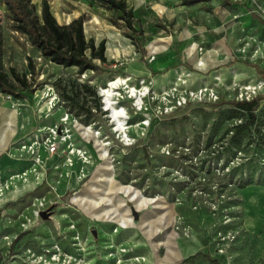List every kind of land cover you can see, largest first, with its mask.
<instances>
[{"label": "rangeland", "instance_id": "rangeland-1", "mask_svg": "<svg viewBox=\"0 0 264 264\" xmlns=\"http://www.w3.org/2000/svg\"><path fill=\"white\" fill-rule=\"evenodd\" d=\"M31 1L40 14L42 0ZM48 1L60 24L83 15L86 38L96 44L106 42L108 61L98 62L103 71L84 74L76 67L50 62L15 29L0 0L1 68L8 74L15 69L32 82L31 59L38 72L34 94L9 101L0 92V108L9 110L1 122L0 140L8 131L14 133L12 139L0 142V165L6 157L16 158L14 147L37 135L40 139L48 127L60 124L65 113L75 112L62 89L73 93L79 90L78 83L96 91L102 112L99 115V104L85 96L90 110L98 111L85 125L102 128L103 137L86 143L73 129V140L88 152L89 163L74 156L70 165L66 156L42 149L39 165L27 157L32 169L0 177V264H134L136 258L140 264H212L209 257L219 264H264V102L256 111V122L236 134L248 116L230 103L192 101L164 112L175 100H166L167 92L176 89L180 95L186 89H200L201 81L216 72L225 81L211 79L208 86L221 101L238 100L249 83L262 84L264 0H209L194 5L180 0H125L134 12L144 55L125 35L124 22L112 23L119 16L108 7L91 0ZM209 51L212 59L207 57ZM232 68L243 76L233 81ZM181 69L190 75L178 78L176 71ZM125 76L131 80L125 82ZM257 94H264V86ZM108 105L123 110L127 131L137 129L140 137L144 135L125 146L110 134L115 139L110 158L114 171L108 159L100 158L103 144L110 141L104 139L110 133L106 132ZM24 112L35 127L20 138L17 125ZM41 170L46 171L43 183L24 190L40 181L42 174L26 178ZM123 185L146 196L148 207L119 197ZM110 197L109 208L94 202ZM132 209L138 219L120 228L119 217L129 218ZM109 210L119 217L104 218ZM43 212L49 217L44 218ZM162 216L176 221L158 235L147 234L144 224L156 223ZM173 230L175 240L167 241ZM167 242H172L176 253L170 260ZM197 254L201 255L197 260L184 262Z\"/></svg>", "mask_w": 264, "mask_h": 264}, {"label": "trees", "instance_id": "trees-1", "mask_svg": "<svg viewBox=\"0 0 264 264\" xmlns=\"http://www.w3.org/2000/svg\"><path fill=\"white\" fill-rule=\"evenodd\" d=\"M2 1L10 14L15 29L27 37L28 41L41 53L42 57L64 68L76 67L80 74H84L88 71H103L99 63L104 65L108 61L106 56V42L102 40L99 44H96L93 39L86 38L83 15L73 19L69 23L60 24L52 12L48 0H42L40 14L37 13L36 5L32 3L31 0ZM91 1H97L114 11L119 17L117 20L112 19V23L115 26H120L119 20L123 21L127 28L125 35L133 40L134 45L143 55L146 53L145 46L139 40L141 33L137 31L134 26V12L128 7L125 0ZM180 1L184 5H194L209 0ZM224 1L227 3L231 2V0ZM253 66L259 71L256 65ZM29 69L33 77L32 82L29 81L27 75L20 74L15 69H11V73L8 74L0 66V92L11 94L17 99L26 98L27 94H34L36 91L34 82H36L38 72L31 59L29 60ZM259 73L263 76L261 71H259ZM78 85L79 90L75 88L73 93H70L64 87L62 89L63 98L71 107L76 109L75 112H73L76 115L87 114L91 116V107L87 106L86 97L90 96L95 100L94 103L98 102L96 91L87 84L80 86L78 83ZM82 88L84 91H82ZM80 95H82L81 100L79 99ZM263 102L264 94H259L250 101H221L220 99L217 104L230 103L237 110L247 114V122L245 125H239L237 127L236 134L243 130L248 123L254 124L256 122V111ZM200 257L201 255L197 254L184 262L190 263ZM208 260L212 264H219L217 259L209 257Z\"/></svg>", "mask_w": 264, "mask_h": 264}, {"label": "built area", "instance_id": "built-area-1", "mask_svg": "<svg viewBox=\"0 0 264 264\" xmlns=\"http://www.w3.org/2000/svg\"><path fill=\"white\" fill-rule=\"evenodd\" d=\"M201 50L202 49H200V51ZM262 86H264V81L262 82V84H250V85L244 86L242 91L240 92V97L238 98V100L239 101H244V100L250 101L251 99H253L254 97L258 95L257 92L262 88ZM178 93L179 92L175 89L165 94L166 100L170 101L168 97H173L175 99L172 106L165 107L164 109L165 113H168V114L172 113L175 109L179 107H183L192 101L201 102L204 100H208V101L218 102L220 100L219 96L216 94L214 89L210 88L209 86H203L197 90L186 89L184 92H181L180 95ZM4 96L9 101L13 99V95L11 94L4 93ZM96 103L99 104V108H100L99 115H100L102 112L101 104L99 102H96ZM114 111L112 113L115 117H116V114L118 115L124 114V113H118V112L115 113ZM122 111L123 110H121L120 112ZM97 113H98L97 109H93V108L91 110V116H88L87 114L75 115L73 114V112L72 113L67 112L64 114L63 117H61L60 124L47 128V131H46L47 133L45 136H42L39 139L37 135L34 137V139H31L29 143H27V141H24L17 146V150L23 155H27L29 158H32L34 160V165H39L42 149H44L45 152L51 155L60 154L61 156H66L68 158V162L70 163V165H74V160H73L74 156L79 157L85 163H89L90 157L88 156V152L83 150L82 148H79L75 144L73 140L74 135L72 132H73V129H75L78 132V135L80 136V138L84 140L86 143H90L93 141L95 142L97 135H98L97 133H99L98 126L91 125L90 123H88L87 125L85 124L89 118L98 116ZM151 119L152 117L147 118L146 122L150 123ZM106 132H110L109 134H112L114 138L116 137V135L112 131L108 130ZM116 140L119 141L118 138H116ZM113 146H114V143L112 146L108 148L107 152L105 153V156H103L102 158L104 159L111 158L112 156L111 150ZM23 175H26V173H24ZM133 192L134 191L131 189L130 191L126 190L125 192H120L119 194H121L125 199L129 200V202L133 203L135 202L134 198L136 197L135 193ZM39 206L40 207L44 206V203L42 202L39 203ZM134 220H135L134 216L131 212V216L127 218L126 220L122 219L121 221H119L118 226L120 228H126L127 222H131ZM133 263L140 264L141 261L139 258H136L134 259Z\"/></svg>", "mask_w": 264, "mask_h": 264}, {"label": "bare ground", "instance_id": "bare-ground-1", "mask_svg": "<svg viewBox=\"0 0 264 264\" xmlns=\"http://www.w3.org/2000/svg\"><path fill=\"white\" fill-rule=\"evenodd\" d=\"M229 71H230L231 78H232L233 81H236L237 79H239L240 77L243 76V74L239 73L235 68H232ZM176 73H177V77L178 78H182L186 74L187 75H190L187 72H185L184 69L178 70V71H176ZM95 79H97V78H95ZM211 79H213L215 81H219V82H224L225 81L224 77L222 76V73L221 72H216V73H214L211 76V78H208L206 80H202L201 83L204 84V86H208L209 85V81ZM129 80H131V77L130 76H125L124 77V81L125 82H127ZM249 84H251V83H249ZM99 96L100 97H103L101 94H99ZM107 109H108V114L106 115V117L108 118V124L110 126L109 127V130L112 131L116 135L115 139L118 138L119 141L121 143H123L125 146H130V145L135 144L139 139H141L144 136L143 135V136L140 137L139 136V133L137 132V129H131L130 131H127L126 130L127 120L126 119H123V115L122 114H120V115L116 114V117L113 115L112 112L114 110H115L114 111L115 113L116 112L121 113L120 111L122 109L117 110L116 108H112L109 105L107 106ZM145 124H147L146 121H145ZM100 129H102V128H99V133H97L98 134L97 135V138L103 137L102 132H100ZM104 139L105 140L110 139V141H108V142H106V143L103 144L104 146L100 150V151H102V153L100 152L101 158L103 156H105V153L107 152L108 148L110 146H112L113 143H115L114 142V138L112 136H110V134H107ZM102 159H104V158H102ZM106 162L110 165L109 166L110 171L111 170L114 171V166L112 165V160L111 159H108ZM131 189L134 191L133 193H135V195H136V197L134 198V201L136 202L137 207L147 206L150 203L149 200H148V198L146 196H144L140 191H137V190H135L134 187L128 186V185L127 186L126 185H123L122 188H120V190L118 191V196H119V193L120 192H125L126 190L130 191ZM0 191H2V190H0ZM110 198L111 199L108 198L107 200H104V202L106 201L105 202V205L108 208L110 206H113V205H110L111 204L110 202L113 200V197H110ZM102 199H105V198L97 199L96 201H94L95 204L97 206H100V205L104 204V202H103ZM72 200H73V202H77L78 201V199L75 198V197ZM122 200H123L122 201L123 204L124 205H127V204H125V201H124L123 198H122ZM153 202H155V201H153ZM155 205H157V202L155 203ZM111 211L112 210H109V212L108 211H104V218L109 219V218L119 217V214L115 210H114V212L113 211L111 212ZM126 218H127L126 216L125 217L121 216V217H119V221H121L122 219L123 220H126ZM175 221H176L175 220V217L174 218L172 217V218H167L166 219L165 216H162L161 219H160V221L157 220L156 223L155 222H152V221L150 223L149 222L145 223L144 224V229H145V232L147 234H149V235H151L152 233H155L156 235H158L162 231V229H168L170 226H172L174 224ZM176 235H177L176 231L173 230L168 235V240L167 241H173V240H175V236ZM171 243L172 242H170V243L167 242V255H166V259L167 260H170V259L175 258V254H176V253L173 252V249L171 248ZM172 247H173V245H172ZM56 258H57V255L53 259H56Z\"/></svg>", "mask_w": 264, "mask_h": 264}, {"label": "crops", "instance_id": "crops-1", "mask_svg": "<svg viewBox=\"0 0 264 264\" xmlns=\"http://www.w3.org/2000/svg\"><path fill=\"white\" fill-rule=\"evenodd\" d=\"M207 57H209V59L211 58L212 59V51H209L208 54H207ZM254 67V66H253ZM25 113V112H24ZM3 114V115H2ZM27 113H25V116L22 117V121H20V123H18V128L20 127L21 129V133L19 134L20 138H23L25 137L35 126H32V122L31 121L32 119L26 115ZM9 115V110H2L0 108V134L2 133V128H3V124H4V120H5V117ZM1 122L3 123L1 125ZM31 122V123H30ZM27 124V127L28 129L26 130V128H24V124ZM19 124H22L21 126ZM23 129V130H22ZM17 131H15L16 133ZM1 136V135H0ZM12 136H14V133L11 132V131H8L7 132V135L4 139H1L0 142L4 143L6 140H8L9 138L12 139ZM14 152L15 154H17V156H15L16 158L14 159H9L6 157V159H3L2 162H1V165H0V177H3L5 175H16L15 173L17 172H20V171H24V170H27V169H32V166H33V162L30 161V159H28L29 157L27 155H23L22 153H20L18 150H17V147H14ZM28 157V158H27ZM53 161L54 160H49V163H48V166L49 164H53ZM39 174H42L41 175V178H40V181L37 183V184H32L30 188L28 189H24V190H31V189H35L37 188L38 186H40L43 181H44V178L46 176V171L45 170H41L39 173H36V174H32L31 176H29V178H26V179H29V180H33L37 175ZM17 177H20L17 176ZM23 184V183H22Z\"/></svg>", "mask_w": 264, "mask_h": 264}, {"label": "water", "instance_id": "water-1", "mask_svg": "<svg viewBox=\"0 0 264 264\" xmlns=\"http://www.w3.org/2000/svg\"><path fill=\"white\" fill-rule=\"evenodd\" d=\"M132 212H133V216L135 217V220H137L139 214H138L134 209H132ZM42 216H43L44 218H48V217H49V214H47L46 212H43V213H42Z\"/></svg>", "mask_w": 264, "mask_h": 264}]
</instances>
